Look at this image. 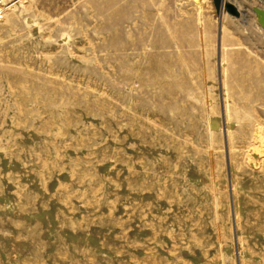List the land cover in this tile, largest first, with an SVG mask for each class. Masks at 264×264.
<instances>
[{"label": "rangeland", "instance_id": "1", "mask_svg": "<svg viewBox=\"0 0 264 264\" xmlns=\"http://www.w3.org/2000/svg\"><path fill=\"white\" fill-rule=\"evenodd\" d=\"M1 1L0 264H264V0Z\"/></svg>", "mask_w": 264, "mask_h": 264}, {"label": "bare ground", "instance_id": "2", "mask_svg": "<svg viewBox=\"0 0 264 264\" xmlns=\"http://www.w3.org/2000/svg\"><path fill=\"white\" fill-rule=\"evenodd\" d=\"M1 1V0H0ZM4 3V1H1L0 2V5H2ZM9 4L5 5L3 8H0V15L1 13L6 9V7L8 6Z\"/></svg>", "mask_w": 264, "mask_h": 264}, {"label": "water", "instance_id": "3", "mask_svg": "<svg viewBox=\"0 0 264 264\" xmlns=\"http://www.w3.org/2000/svg\"><path fill=\"white\" fill-rule=\"evenodd\" d=\"M224 143L226 144L225 139H224ZM226 162H228V160H227V156H226Z\"/></svg>", "mask_w": 264, "mask_h": 264}]
</instances>
